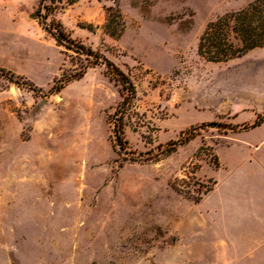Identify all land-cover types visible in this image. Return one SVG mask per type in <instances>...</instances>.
<instances>
[{
  "label": "rangeland",
  "instance_id": "obj_1",
  "mask_svg": "<svg viewBox=\"0 0 264 264\" xmlns=\"http://www.w3.org/2000/svg\"><path fill=\"white\" fill-rule=\"evenodd\" d=\"M50 1L0 0V264H224L222 162L260 152L264 123L242 128L264 114V48L211 63L198 42L255 0H77L50 16L133 82L124 150L105 66L48 95L86 64L32 17Z\"/></svg>",
  "mask_w": 264,
  "mask_h": 264
},
{
  "label": "trees",
  "instance_id": "obj_2",
  "mask_svg": "<svg viewBox=\"0 0 264 264\" xmlns=\"http://www.w3.org/2000/svg\"><path fill=\"white\" fill-rule=\"evenodd\" d=\"M76 1L51 0L48 5H40L32 16L54 38L59 46L85 56L86 64L82 69L69 78L56 81L49 90L48 95L57 94L65 84L83 78L88 68L105 66L106 76L115 82L123 97V101L118 105L115 113L108 116V121L112 126L114 145L118 146L120 150H124L128 143L124 138V118L131 109L136 94L133 82L124 71L103 57L102 54L74 40L66 32L60 21L54 18L49 21L50 16L65 8V4L71 5ZM106 20V29L111 34L116 35L117 31L122 30L124 23L122 14L119 11L108 8ZM262 48H264V0H255L243 9L226 13L210 22L198 42V54L211 63H226L242 58L255 49ZM263 123L264 114L258 116L253 124L245 125L242 130L254 129ZM195 134L194 130L190 131L185 139L172 142L170 147L162 153L174 152L177 146L192 140Z\"/></svg>",
  "mask_w": 264,
  "mask_h": 264
},
{
  "label": "crops",
  "instance_id": "obj_3",
  "mask_svg": "<svg viewBox=\"0 0 264 264\" xmlns=\"http://www.w3.org/2000/svg\"><path fill=\"white\" fill-rule=\"evenodd\" d=\"M260 152H238L222 162L227 173L220 193L224 264H264V137ZM218 184L213 192L218 191ZM220 245V246H219Z\"/></svg>",
  "mask_w": 264,
  "mask_h": 264
}]
</instances>
